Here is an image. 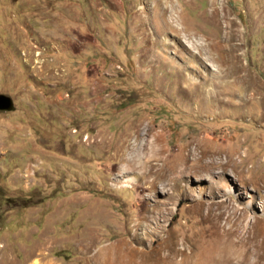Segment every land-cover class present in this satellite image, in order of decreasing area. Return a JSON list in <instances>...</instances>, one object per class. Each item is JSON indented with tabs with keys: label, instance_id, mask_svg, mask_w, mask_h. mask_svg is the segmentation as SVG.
Returning <instances> with one entry per match:
<instances>
[{
	"label": "rangeland",
	"instance_id": "374dc122",
	"mask_svg": "<svg viewBox=\"0 0 264 264\" xmlns=\"http://www.w3.org/2000/svg\"><path fill=\"white\" fill-rule=\"evenodd\" d=\"M166 1L0 0V264H264V0Z\"/></svg>",
	"mask_w": 264,
	"mask_h": 264
},
{
	"label": "bare ground",
	"instance_id": "6f19581e",
	"mask_svg": "<svg viewBox=\"0 0 264 264\" xmlns=\"http://www.w3.org/2000/svg\"><path fill=\"white\" fill-rule=\"evenodd\" d=\"M155 3V2H154ZM159 4V3H158ZM166 4H169V7L170 9H167V7H164V10L169 11L170 12V19L173 21V22H178L177 19L178 18V15L176 13H178L177 11H175L174 7L171 8L173 5L171 3V6H170V0H167L166 1ZM166 6V5H165ZM191 44V43H190ZM195 44V43H194ZM191 45V46H194ZM198 46V45H197ZM156 148V147H155ZM134 149V148H133ZM140 151V150H139ZM142 152V151H141ZM146 152V151H145ZM139 153V152H138ZM139 155V154H137ZM133 158L130 159V162H134L136 164V166L138 167H141L142 170L144 169L145 167V163H144V157L143 156H140L139 158L140 159H137L136 160V156H132ZM149 159V158H148ZM133 163V165H134ZM129 167V166H128ZM126 168V167H125ZM125 171V170H124ZM142 173L140 172L139 175H141ZM129 182V181H127ZM155 188V187H154ZM187 248L185 249H178L177 246H176V242L175 241H170V240H165V241H161L159 242V247L157 248L156 252L160 253L161 251H165V257L168 258V259H172L174 258L175 256L179 255V254H184L186 252ZM142 253V252H141ZM188 253V252H187ZM156 254V253H155ZM153 255V252H150V256H147L148 258H150L151 256ZM194 253H188V258L189 259H194Z\"/></svg>",
	"mask_w": 264,
	"mask_h": 264
},
{
	"label": "water",
	"instance_id": "95a60500",
	"mask_svg": "<svg viewBox=\"0 0 264 264\" xmlns=\"http://www.w3.org/2000/svg\"><path fill=\"white\" fill-rule=\"evenodd\" d=\"M0 110L1 111L15 110L14 100L8 95L0 94Z\"/></svg>",
	"mask_w": 264,
	"mask_h": 264
}]
</instances>
